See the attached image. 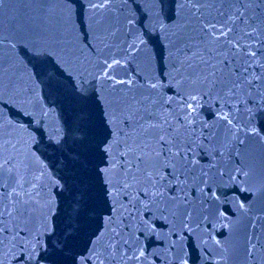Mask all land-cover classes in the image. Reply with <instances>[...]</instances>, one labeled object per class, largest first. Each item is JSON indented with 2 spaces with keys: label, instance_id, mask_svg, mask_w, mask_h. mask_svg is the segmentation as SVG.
I'll return each instance as SVG.
<instances>
[{
  "label": "snow or ice",
  "instance_id": "6c2138e0",
  "mask_svg": "<svg viewBox=\"0 0 264 264\" xmlns=\"http://www.w3.org/2000/svg\"><path fill=\"white\" fill-rule=\"evenodd\" d=\"M113 3L88 0L92 15L89 31L83 36L86 46L97 52L100 71L96 76L111 82L113 89L126 86L120 89L124 94L120 115L115 110L105 112L112 125L111 138L103 141L102 147L97 145L104 165L98 174L111 200V215L103 218L98 234L93 233L96 238L89 255L76 259L75 264H144L145 249L138 243V233L151 234L157 214L179 222V239L173 247L180 245L186 230L196 234V239L203 241L200 247L207 249V225L214 230L216 222L228 221L224 227L231 224L227 202L216 205L220 196L227 195L217 194L219 186L245 182L248 172L237 157L249 137L264 144V128L257 127L252 119L254 111L264 115V12L252 16L247 8L235 7L250 3L264 6V0H179L178 39L169 48L172 71L162 75L163 79L161 75L148 76L143 84L115 76L121 60L135 57L143 47V41L116 43L123 8L115 9L117 23L109 24L103 40L99 33L103 20L96 16L111 12ZM124 20L129 28L133 25V18L125 16ZM5 39L10 48L17 46L14 39L0 37V47ZM103 41L109 42L101 48ZM113 47L115 52L105 54ZM84 74L81 70L79 76ZM6 87L13 89L15 102H27L29 86L11 79L5 85L0 65V100ZM169 88L171 95L165 92ZM87 92L81 79L78 93ZM206 107L215 109L212 123L201 118ZM5 127L0 113V252L7 248L18 264H39L42 236L48 233L55 205L53 192L62 185L43 166L36 167L32 157L10 136L5 137ZM200 150L210 159L207 166L200 162ZM165 169L170 170L171 178ZM173 186L175 194L170 195ZM193 189L195 197L191 195ZM239 210L246 218L240 244L244 264H258V257L264 260V211L249 215L243 202ZM145 213H150L147 219ZM211 239L216 248L228 252L215 235ZM226 260L220 256L214 264H226ZM173 264H188V260L174 253Z\"/></svg>",
  "mask_w": 264,
  "mask_h": 264
},
{
  "label": "water",
  "instance_id": "95a60500",
  "mask_svg": "<svg viewBox=\"0 0 264 264\" xmlns=\"http://www.w3.org/2000/svg\"><path fill=\"white\" fill-rule=\"evenodd\" d=\"M110 7L111 12L96 16L97 20H103L99 25L102 40L109 24L117 23L115 9L123 8L119 17L121 32L116 43L143 41L135 57L121 60L115 70L116 78H131L143 84L148 76H166L172 71L169 48L171 42L178 39L179 0H114ZM235 7L247 8L252 16L264 12V6L256 3ZM211 12L215 15V9ZM91 15L88 0H71L70 3L66 0L57 3L0 0V37L14 39L17 44L10 48L5 39L0 47L4 84L7 85L9 79L13 83L20 80L30 88L23 105L12 98L11 87L3 89L0 113L6 125L5 137L10 136L22 152L32 157L36 167L43 166L46 173L62 185L53 192L55 205L49 216L48 233L42 236L39 252L43 258L39 264H75L76 259L88 256L91 242L96 238L93 233L98 234L103 228V218L111 215V200L98 174V168L104 165L97 145L102 147V142L111 138L112 125L105 118V112L115 110L117 116L120 115L124 102L120 89L126 86L117 85L113 89L111 82L106 83L96 76L100 71L97 52L86 46V38L83 41L84 34L89 31ZM125 16L133 18L130 28ZM108 42L103 41L99 46L102 48ZM115 51L113 47L105 54ZM81 70H85L83 77L79 76ZM81 79L88 89L85 95L78 93ZM165 92L172 94L170 88ZM248 103L253 102L249 100ZM214 110L206 107L201 118L212 123ZM252 119L257 127L264 128V115L259 110L253 112ZM9 121L11 127H7ZM200 151V162L207 166L210 159ZM237 160L248 172L245 182L235 186L220 185L217 191L218 195L227 193L220 196L216 205L227 202L229 227L223 226L228 221L216 222L214 230L207 225V249L200 247L203 241H198L196 234H188L186 230L180 245L173 247V242L179 239V222L173 223L157 214L153 222L155 230L151 234L138 233V243L145 249L144 264H173L174 253L186 258L188 264H214L220 256L227 257L226 264H244L240 244L246 218L239 204H245L249 215L264 211V144L258 138L249 137ZM165 173L171 178L169 169H165ZM175 187L169 189L170 195L175 194ZM242 187L247 190L241 191ZM139 195L144 198L143 193ZM191 195L195 197V189ZM124 199L126 201L127 197ZM149 215L145 213V218ZM122 222L127 225V219ZM212 235L228 249L227 253L216 248ZM0 260L3 264H18L7 248L0 252ZM258 264H264V260L258 257Z\"/></svg>",
  "mask_w": 264,
  "mask_h": 264
}]
</instances>
